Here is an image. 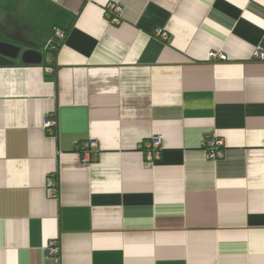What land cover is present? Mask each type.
I'll return each instance as SVG.
<instances>
[{
  "label": "crops",
  "instance_id": "0c3cea01",
  "mask_svg": "<svg viewBox=\"0 0 264 264\" xmlns=\"http://www.w3.org/2000/svg\"><path fill=\"white\" fill-rule=\"evenodd\" d=\"M0 40L42 53L0 65V264H264V0H0Z\"/></svg>",
  "mask_w": 264,
  "mask_h": 264
},
{
  "label": "built area",
  "instance_id": "2783aa9c",
  "mask_svg": "<svg viewBox=\"0 0 264 264\" xmlns=\"http://www.w3.org/2000/svg\"><path fill=\"white\" fill-rule=\"evenodd\" d=\"M104 15L107 20L112 24H118L121 21V11L122 6L118 1H107L104 6ZM153 35L161 40H168L169 34L167 30L155 27L152 31ZM52 37L47 42L46 49L54 52L57 49V40L62 39L65 35V30L60 27H54L52 30ZM258 55V52H256ZM209 58H219L225 59V55L220 52L212 51L208 54ZM52 56H48L46 61H51ZM47 69H50L49 67ZM56 118L53 114H49L44 122L43 126L49 130L50 133L53 132L54 127L56 126ZM203 148L207 157L209 158H217L222 153L223 141L222 139L214 133L207 135L203 142ZM145 148V156L148 161H153L157 159L160 155V145L161 139L159 135H151L147 140H145L142 144ZM73 146L79 148V150L83 151V157L89 161L90 157H94L97 153V142L95 140H84V141H73ZM55 190V182L52 176H48L46 180L45 191L48 196H52ZM48 248L51 252H57V246L54 240H50L48 242Z\"/></svg>",
  "mask_w": 264,
  "mask_h": 264
},
{
  "label": "water",
  "instance_id": "95a60500",
  "mask_svg": "<svg viewBox=\"0 0 264 264\" xmlns=\"http://www.w3.org/2000/svg\"><path fill=\"white\" fill-rule=\"evenodd\" d=\"M17 57H20L24 63H40L42 53L35 48L22 49L7 41L0 40V65L12 63Z\"/></svg>",
  "mask_w": 264,
  "mask_h": 264
}]
</instances>
